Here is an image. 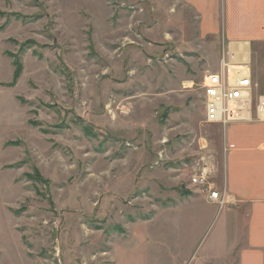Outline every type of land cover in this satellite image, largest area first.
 Instances as JSON below:
<instances>
[{"label": "rangeland", "instance_id": "1", "mask_svg": "<svg viewBox=\"0 0 264 264\" xmlns=\"http://www.w3.org/2000/svg\"><path fill=\"white\" fill-rule=\"evenodd\" d=\"M210 41L180 0H0V264H238L188 170L224 188L203 78L247 69L258 121L264 46Z\"/></svg>", "mask_w": 264, "mask_h": 264}, {"label": "crops", "instance_id": "2", "mask_svg": "<svg viewBox=\"0 0 264 264\" xmlns=\"http://www.w3.org/2000/svg\"><path fill=\"white\" fill-rule=\"evenodd\" d=\"M180 1L196 15L199 32L211 38L210 47L218 49L212 53L218 68L221 59L246 67L264 46V0ZM254 118L224 129L225 144L232 148L225 154L223 187L234 205L224 206L222 226L228 229L227 250L237 249L238 264H264V121Z\"/></svg>", "mask_w": 264, "mask_h": 264}, {"label": "built area", "instance_id": "3", "mask_svg": "<svg viewBox=\"0 0 264 264\" xmlns=\"http://www.w3.org/2000/svg\"><path fill=\"white\" fill-rule=\"evenodd\" d=\"M224 71L209 74L203 78V111L205 124H220L226 126L241 122L249 114L252 99V82L249 71L232 70L222 64ZM256 115L264 120V97L256 106ZM232 146L229 145L228 149ZM188 182L198 188L206 200L215 203L219 208L234 205L224 188H217L209 182L206 168L200 163L192 165L188 170Z\"/></svg>", "mask_w": 264, "mask_h": 264}]
</instances>
